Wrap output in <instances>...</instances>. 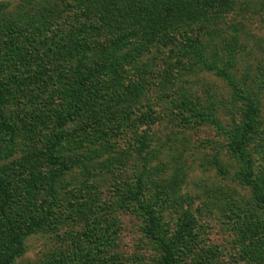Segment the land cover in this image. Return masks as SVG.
<instances>
[{
    "label": "rangeland",
    "instance_id": "1",
    "mask_svg": "<svg viewBox=\"0 0 264 264\" xmlns=\"http://www.w3.org/2000/svg\"><path fill=\"white\" fill-rule=\"evenodd\" d=\"M97 4L0 0V259L162 264L149 210L177 264H264V0L151 46Z\"/></svg>",
    "mask_w": 264,
    "mask_h": 264
},
{
    "label": "trees",
    "instance_id": "2",
    "mask_svg": "<svg viewBox=\"0 0 264 264\" xmlns=\"http://www.w3.org/2000/svg\"><path fill=\"white\" fill-rule=\"evenodd\" d=\"M95 1L98 2L97 7L91 10L99 14L97 28L121 31V34L117 32L116 35L119 42H129L135 39L151 46L158 44V41H162L164 38L167 39L169 35L177 31L181 25L198 23L200 21L213 22L219 19L222 20L230 12L232 16L235 19H239V21L243 19L246 20V22L250 21V18L256 14L254 7L258 0H246L243 6L240 5L241 0H92V2ZM238 27H241V25H236V27L234 26L233 28L240 29ZM123 28L126 30L123 31ZM242 29L243 32L247 30L244 26ZM78 31L79 29H77V32ZM237 44L238 43L234 42L231 47H229V53L239 48ZM198 45L201 48V45ZM87 48L89 47L87 46ZM194 49L199 50V48L195 46ZM78 57L80 60L82 59L81 55ZM98 68L90 72L88 70L84 75L96 74L93 72H98ZM93 78L96 77H83L80 84L83 86L87 82H92ZM127 89H129V87H127ZM9 102L10 93L7 84L0 80V108L2 105ZM250 108L249 117L252 118L255 110L254 103L251 102ZM248 126L251 127V123ZM243 149V145L240 142L236 144L233 152L240 160L249 163ZM251 176L252 172L250 169L244 172L245 182L252 186L256 203L260 209L264 211V187L263 183L260 184L262 180L251 178ZM0 184H3L2 180H0ZM148 214L151 215L149 234L160 242L163 249L162 264H177L175 261L178 247L177 243L175 241L166 240L165 236L157 229L155 216L152 215L149 210ZM5 222H12L10 215H8ZM12 231L13 230L9 229L11 240L13 241L14 235ZM25 235V233H17L16 241H20ZM256 259H258V257ZM0 264H13L12 258H8V256L3 254L0 259Z\"/></svg>",
    "mask_w": 264,
    "mask_h": 264
}]
</instances>
